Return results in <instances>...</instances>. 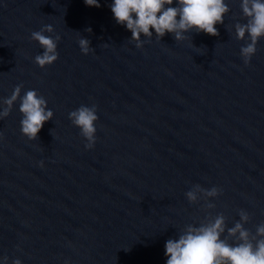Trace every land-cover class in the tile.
I'll use <instances>...</instances> for the list:
<instances>
[{
  "label": "water",
  "instance_id": "obj_1",
  "mask_svg": "<svg viewBox=\"0 0 264 264\" xmlns=\"http://www.w3.org/2000/svg\"><path fill=\"white\" fill-rule=\"evenodd\" d=\"M99 2L0 0V105L22 85L21 96L35 90L53 112L35 140L22 134L19 99L0 119V258L166 264V241L186 226L223 214L227 229L241 210L255 235L264 223V37L246 65L250 41L235 34L247 22L241 0H225L218 36L193 30L176 41L153 30L141 48L114 19V0ZM47 25L44 34L61 39L58 59L41 68L31 34ZM82 105L98 116L91 149L69 119ZM197 184L219 193L190 202Z\"/></svg>",
  "mask_w": 264,
  "mask_h": 264
},
{
  "label": "clouds",
  "instance_id": "obj_2",
  "mask_svg": "<svg viewBox=\"0 0 264 264\" xmlns=\"http://www.w3.org/2000/svg\"><path fill=\"white\" fill-rule=\"evenodd\" d=\"M87 6L100 7L99 0H84ZM114 0L110 5L114 19L132 33L131 41L136 47H143L145 40L155 36L162 38L171 33L176 41L185 39V34L191 31L204 32L211 36H218L215 25L224 23V16L229 12L225 0ZM241 9L246 23L235 24V34L238 40H245L246 34L250 42L241 47V56L247 65L256 52V44L264 37V0H241ZM91 32V29H87ZM52 33L51 25L31 34V39L39 43L42 54L35 57V63L41 68L51 65L58 59L57 42L59 35L54 38L44 33ZM90 40L82 38L79 46L83 54L87 55L94 49ZM22 85H17L12 95L3 100L0 119L7 117L14 103L19 99L21 131L29 140L37 139L43 125L52 120L53 112L47 108V101L38 95L35 90H28L21 96ZM73 125L81 130L86 138V148L91 149L95 144L96 127L98 120L95 105L80 106L69 113ZM43 162H41V165ZM202 192L207 197H216L219 189H203L194 185L186 192L190 202L197 201V193ZM209 208L215 207L208 203ZM240 220L234 226L226 229L225 217L219 214L214 220L200 223L199 226L188 225L176 238H170L165 243L166 264H264V223L257 226L256 234L252 235L244 223L249 220L246 211L241 210ZM227 230V236L222 238ZM229 238H235L230 242ZM4 264H8V257H2ZM12 264H21L15 259Z\"/></svg>",
  "mask_w": 264,
  "mask_h": 264
}]
</instances>
